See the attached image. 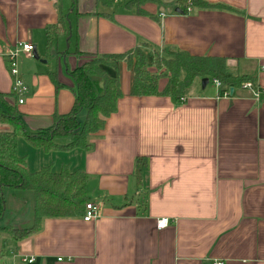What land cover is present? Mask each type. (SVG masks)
I'll return each instance as SVG.
<instances>
[{
    "label": "crops",
    "instance_id": "1",
    "mask_svg": "<svg viewBox=\"0 0 264 264\" xmlns=\"http://www.w3.org/2000/svg\"><path fill=\"white\" fill-rule=\"evenodd\" d=\"M126 1L0 0V92L9 102L13 78L5 54L17 42L34 46L16 57L28 88L17 108L28 129L47 127L54 114L70 110L75 85L67 72L86 54L123 53L142 42L151 50L223 58L231 71L255 80L258 97L242 87L218 96L213 82L202 88L200 79L178 100L133 96L132 69L123 62L107 69L121 95L89 150L45 152L17 142L30 172L82 170L100 217L45 218L20 241L0 230V264H264V0H204L207 9L187 6L189 0H152L142 6L148 14ZM50 73L62 87L55 88ZM166 81L158 80L159 91ZM14 193L4 190L0 206L6 197L21 198L24 207ZM4 215L5 206L0 222ZM161 218L168 223L159 230Z\"/></svg>",
    "mask_w": 264,
    "mask_h": 264
},
{
    "label": "trees",
    "instance_id": "2",
    "mask_svg": "<svg viewBox=\"0 0 264 264\" xmlns=\"http://www.w3.org/2000/svg\"><path fill=\"white\" fill-rule=\"evenodd\" d=\"M102 5H109L111 0H98ZM152 0H127L126 6L138 14H148L142 8ZM199 8L207 9L211 5L204 0H189ZM51 40H49L50 42ZM150 45L142 42L123 53L86 54L87 59L79 66L67 72L75 85L74 100L65 114H54L49 126L28 129L22 113L8 95L0 92V194L4 190L29 192L22 194V203L31 204V214L27 222L9 225L5 230L14 241L28 238L38 231L45 218L67 219L84 214L85 205L90 201L86 195V174L82 170H71L62 165L58 171L49 166L30 172L25 166V157L17 152L18 139L25 140L30 146L45 152L73 149L89 150L92 137L103 128L105 119L116 110L120 97L119 79L110 76L107 69L116 71L117 64L123 62L132 69L133 80L130 94L133 96L165 95L180 99L187 96L196 79L208 78L209 82L220 83L219 93L241 88L250 83L256 86L251 76L231 71L223 58L194 56L172 47L161 51L149 49ZM151 50L148 63L146 50ZM76 54L82 55L79 52ZM166 78L164 88L158 90V80ZM55 88L62 87L55 74L50 73ZM84 111L83 120L78 119ZM136 179L139 181L143 162L137 161ZM0 216L2 205L0 206Z\"/></svg>",
    "mask_w": 264,
    "mask_h": 264
},
{
    "label": "built area",
    "instance_id": "3",
    "mask_svg": "<svg viewBox=\"0 0 264 264\" xmlns=\"http://www.w3.org/2000/svg\"><path fill=\"white\" fill-rule=\"evenodd\" d=\"M114 3L120 1V0H112ZM189 10V8H186ZM34 50V46L31 43L28 42H17L13 48L9 49L5 57L8 60V71L10 76L13 78L12 79V85H11V93L15 96L16 101L18 104L23 103L22 95L27 92V86L21 81L19 78L18 74V69H17V62H16V57L18 52H23V53H30ZM264 68V67H263ZM216 87L219 88L220 83L216 80L212 81ZM242 88L248 89L252 96L254 98L258 97L259 90L257 86L253 87L250 83H245L242 85ZM229 95L228 91H224L223 93H219L218 96H224L227 97ZM101 211H100V204L93 202V201H88L85 205V211L82 216L83 221H92L100 217ZM167 219L166 218H161L156 221V228L157 229H162L167 226ZM211 264H224L222 260H213Z\"/></svg>",
    "mask_w": 264,
    "mask_h": 264
},
{
    "label": "rangeland",
    "instance_id": "4",
    "mask_svg": "<svg viewBox=\"0 0 264 264\" xmlns=\"http://www.w3.org/2000/svg\"><path fill=\"white\" fill-rule=\"evenodd\" d=\"M195 81L199 82V79H196ZM212 82H209L207 86H212ZM83 117L84 115L80 114L78 116V119L79 120H83ZM26 148H28V145H25ZM20 153H21V150H20ZM27 153V152H25ZM16 194V193H14ZM22 194L26 195V196H30V193L29 192H22ZM21 194V196H22ZM13 197H15L14 195H12ZM16 198V197H15ZM5 199L4 200V205L5 206V215L3 217V220L2 222H0V225H5V224H12L14 222H18L20 221L21 219L24 218H27L29 216L30 218V214H31V204L29 205V203H27L30 207H29V210L27 209L28 206L27 204H23L25 205L24 207H21L20 204H21V198H19V200L16 198L15 200H8L6 197L3 198ZM28 210V216L26 214V211ZM1 219V218H0Z\"/></svg>",
    "mask_w": 264,
    "mask_h": 264
},
{
    "label": "water",
    "instance_id": "5",
    "mask_svg": "<svg viewBox=\"0 0 264 264\" xmlns=\"http://www.w3.org/2000/svg\"><path fill=\"white\" fill-rule=\"evenodd\" d=\"M175 12H178V10H175ZM209 79L208 78H202L200 80V83H201V87L204 88L205 85L208 83ZM232 93V88L230 89V94Z\"/></svg>",
    "mask_w": 264,
    "mask_h": 264
}]
</instances>
